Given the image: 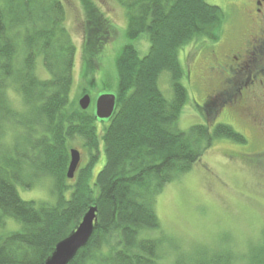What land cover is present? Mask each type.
<instances>
[{
	"label": "trees",
	"instance_id": "obj_1",
	"mask_svg": "<svg viewBox=\"0 0 264 264\" xmlns=\"http://www.w3.org/2000/svg\"><path fill=\"white\" fill-rule=\"evenodd\" d=\"M116 1L125 10L127 37H143L148 49L142 55L132 45L121 49L115 60V109L99 121L92 107L81 110L70 99L76 47L64 25L62 0H0V228L8 217L21 226L0 232V264H45L92 206L97 209L93 233L68 264H155L160 241L139 233L159 228L157 194L190 171L215 139L245 142L226 124L177 128L188 100L179 49L200 39L214 42L224 18L221 8L206 0ZM83 7L86 65L92 57L96 61L111 26L90 5ZM38 58L47 78L38 76ZM163 72L170 76V99L158 87ZM11 93L20 96V110L11 106ZM197 107L206 122L213 121ZM9 128L12 145L2 141ZM76 140L88 161L69 186L66 168ZM100 142L105 163L91 184ZM28 168L35 177L52 180L54 204L20 198L15 183L30 187L21 180ZM242 258L216 253L196 264H264V237Z\"/></svg>",
	"mask_w": 264,
	"mask_h": 264
},
{
	"label": "rangeland",
	"instance_id": "obj_2",
	"mask_svg": "<svg viewBox=\"0 0 264 264\" xmlns=\"http://www.w3.org/2000/svg\"><path fill=\"white\" fill-rule=\"evenodd\" d=\"M206 2L220 7L223 13L227 10L226 0ZM62 4L65 10L64 25L76 47L70 99L77 103L84 94L95 98L99 94L113 93L117 87L115 60L121 49L132 45L142 55L147 52L148 41L143 37H127L125 10L116 0H62ZM84 4L90 5L111 26V36L100 47L94 60L96 64L93 57L89 64H84L87 51ZM95 44L98 47L99 43ZM213 47V42L200 39L197 43H187L179 49L178 57L184 70L180 81L187 90L188 100L181 110L177 128L187 131L193 125L208 124L212 129L218 124H226L244 135L243 130L228 120V109L223 110L213 121L206 122L197 107L208 88L201 74L206 67L205 58ZM37 70L39 78L48 77L40 58L37 60ZM210 86H213V82ZM158 87L167 99L171 98L170 76L167 72L161 73ZM10 99L13 109L22 108L18 94L11 93ZM240 126L246 128L245 125ZM13 130L9 128L2 138L7 145L13 144ZM257 147V143L240 144L228 139H215L190 171L163 187L155 197L159 228L139 233L140 238L160 241L159 257L155 264H196L202 258L224 252L246 258L253 248L263 242L264 169L228 159L226 155L228 151L248 153ZM71 148L80 152L79 167L85 165L88 155L82 142L74 141ZM104 163L105 155L100 142L91 184ZM33 173L29 168L21 173L22 182L30 184L29 188L15 183L20 198L40 204H54L52 180L43 174L35 177ZM73 182L74 179L66 180L69 186ZM5 220L0 232L20 230L19 222L9 217Z\"/></svg>",
	"mask_w": 264,
	"mask_h": 264
},
{
	"label": "flooded vegetation",
	"instance_id": "obj_3",
	"mask_svg": "<svg viewBox=\"0 0 264 264\" xmlns=\"http://www.w3.org/2000/svg\"><path fill=\"white\" fill-rule=\"evenodd\" d=\"M226 1L217 39L205 58L201 78L208 88L199 107L211 117L228 109V120L244 131L243 144L259 147L248 153L228 151L227 158L263 170L264 0Z\"/></svg>",
	"mask_w": 264,
	"mask_h": 264
},
{
	"label": "water",
	"instance_id": "obj_4",
	"mask_svg": "<svg viewBox=\"0 0 264 264\" xmlns=\"http://www.w3.org/2000/svg\"><path fill=\"white\" fill-rule=\"evenodd\" d=\"M77 104L81 110H87L92 106L95 118L99 121H106L114 112L116 97L113 93H103L92 100L89 94H84L77 101ZM216 116H218V113ZM80 159V152L75 148H71L66 169L67 179H73ZM96 211L97 209L94 206L86 211L75 230L56 244L52 255L45 264H68L74 258L79 249L87 244L93 233Z\"/></svg>",
	"mask_w": 264,
	"mask_h": 264
}]
</instances>
